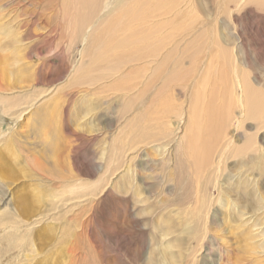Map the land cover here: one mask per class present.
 Segmentation results:
<instances>
[{"label":"rangeland","instance_id":"1","mask_svg":"<svg viewBox=\"0 0 264 264\" xmlns=\"http://www.w3.org/2000/svg\"><path fill=\"white\" fill-rule=\"evenodd\" d=\"M211 1L209 7L215 15L217 3L216 0ZM73 2L75 3L74 0H0V20H2L0 25L3 23V26L7 27L5 31L4 28L2 29V32L6 33L0 34V47L3 48V51L0 48V71L2 66L6 65L5 62L10 63V68L13 70L28 67L32 72L36 69L31 75L23 74L22 78L18 79L19 83L15 82L14 76L3 80L0 76V85L3 84L2 87L0 86V240L8 242L2 241L0 245L2 250L0 264H148L151 252L157 253L156 249L160 244L173 242L175 236L185 240L183 243L185 247L181 249L179 245L174 249L184 253L182 258L176 261L177 264H221L222 262L264 264V117L246 120V123L238 129L235 127L236 119L232 120L227 136L229 135L228 140L233 139V144L229 154L225 153L226 161L218 164L222 166L221 172L213 170L209 179L208 173H203V177L207 176L209 183L215 177L217 181H221V184L226 183L227 177L231 175L232 179L228 180L230 184L237 183L244 177L247 179L248 187L254 190L251 191V198L256 196L262 198L259 209H255L250 202H240L234 210L232 206L230 207V211H234L235 214L228 215L223 221L221 219L225 217L226 210L217 202L219 191L213 188L211 197L215 201L210 204L209 209H203V214L218 213L216 217L220 220L215 223L191 221L189 208L183 209L171 205L174 197L171 188L174 182H171L168 176H161L166 175L168 169L162 172L160 168V170L153 168L154 165L150 162L159 158L156 151L161 146L167 144L169 150H172V142L171 145L168 144L169 141L163 138L162 133L157 135L160 130L165 131L169 124H174L179 126L175 139L181 136L183 125L186 126L189 115L188 104L194 88L198 86L197 82L203 84V79L206 80L203 84V93L207 88L204 93L207 97L204 96L203 102L208 100L211 87L206 86V83L209 82L208 80H210L209 85L216 82L214 77L219 74L225 75L227 80L225 85L228 84L226 86L229 88L237 76L246 72L247 81L251 86L260 89L261 91H258H263L264 94V11L254 6H251L249 12L247 11L249 8L243 12V9L235 10L230 7L235 15L234 19L223 12L219 13L217 20L219 29H209L216 36H213L215 39L212 48L200 52L201 59L198 63H192L196 64L195 66L189 64L187 59L184 60L181 72H177L176 78H172V81L166 80V72L171 71L169 69L171 60L183 59L182 50L185 44L197 34L202 36L208 25L201 24L205 20L198 19L202 15L193 9L191 0H179L175 8L166 9L163 13L157 10L155 14L148 15L145 20L156 18L155 20L160 21V25L153 28L158 29L156 34L166 35L171 29L160 28L165 25L171 28L170 22H177L176 25H172L175 29L171 37L174 39L166 48L170 50V60L164 73L156 79L151 76L153 71L151 67L154 66L151 64L150 69L145 70L144 73H140L136 78L132 76L130 80L133 79L131 81L133 88L129 92H124L126 80H130L123 75L117 77L115 74H110L105 79L93 81L110 73L105 68L108 59L97 60L89 66L82 74L87 80L83 81L84 84L82 81H78L79 83L73 81L80 65L89 61V57L85 55L89 36L95 32V26H100L105 20L104 17H108L106 15L103 17V11H100L96 19L94 18V23L83 27L85 32L81 29H72L71 25L65 22L64 13L68 15L69 7L73 9ZM166 7L168 6H163ZM192 26L197 29H190ZM10 30L21 33L24 41L18 44L13 37H7L8 32L11 36ZM46 30L49 32L46 33ZM220 32L226 36V43L222 41ZM42 40H45V43ZM167 42L165 41L164 45H167ZM217 43L221 44V47L218 46L219 49ZM14 49L18 53L20 51L18 65L14 64ZM224 49H233L226 51L228 55L232 53V57L231 55L227 57ZM219 50L221 52L224 50L225 55L222 56ZM209 51L215 55H208ZM3 55L4 63H2ZM243 61L250 63L252 61V65L246 62L251 68L245 67ZM227 62L229 63L225 66ZM242 69L245 72H242ZM218 70H222L223 73ZM32 76H35L37 81L30 84L28 82ZM24 84L30 86L19 90L15 87ZM9 85L11 87H8ZM216 85V89L220 91V82ZM234 88V92L236 91L234 95L241 94L240 88L236 86ZM110 94L112 97L109 96ZM115 95L118 98H113ZM261 96L264 98V95ZM164 97L170 103V107L176 109L175 112H169L163 104L160 108L159 102ZM111 101L115 110L124 109L125 113L121 115L118 112L112 126H108L105 125L104 114L109 115L110 112H107L105 107ZM64 109L72 120H69V126H63L60 122L61 114L62 117L65 115ZM234 110H236L235 117L239 116L240 108L235 106ZM179 114L183 117L181 124L176 121V116ZM152 136L156 138L150 140ZM172 137L174 138V135ZM251 137L252 149L243 155V162L246 163L244 164L238 158L242 156H233L231 150L234 146L242 147ZM168 147L165 146L166 150ZM257 154L262 158L260 157V165L256 167L254 162ZM146 157L152 159L147 160ZM145 158L150 166L145 163ZM176 159V155L170 157L171 165ZM142 162L145 164V170ZM242 164L245 166L240 167ZM216 165L217 158L216 164H210V167L215 168ZM134 168H138V171L135 169L138 173L137 184L147 205L150 206L144 207L145 203L139 205V209L145 208V210L136 216L132 209L130 211L132 204L129 203L130 208L128 204L124 205L122 199L127 198L118 190V187L123 185L126 188L130 170ZM170 169L172 168H169L171 172ZM172 171H174L171 172L172 175L175 173L172 177L177 179L180 171L178 169L177 172L174 169ZM157 175L163 180L156 181ZM152 184H156V188L152 189ZM208 186L209 184L207 189ZM236 198L237 195L234 200H237ZM176 208L177 212L180 211L179 216L187 215L188 223L182 225L178 219L173 224L171 221L170 223L164 221L169 217L171 219L177 217L174 215ZM239 211L244 215L237 218ZM140 218L148 219V223L143 225ZM172 225L174 228H171ZM161 230H167L170 234L160 235ZM249 230L250 238L246 233ZM176 243L174 242V245ZM220 254H225L227 260L223 259V256L220 260Z\"/></svg>","mask_w":264,"mask_h":264},{"label":"bare ground","instance_id":"2","mask_svg":"<svg viewBox=\"0 0 264 264\" xmlns=\"http://www.w3.org/2000/svg\"><path fill=\"white\" fill-rule=\"evenodd\" d=\"M74 1H75V3L73 2V9L71 7H69L68 15L66 13H64L65 22L69 23L71 25L72 29L83 30V27L85 25L90 26L92 23H94L93 22L94 18L99 14L100 11L101 12L103 11V13H102L103 17L105 15L108 17L107 18L104 17L105 20L100 26H95L94 29H96V30L93 34H91L89 36L88 40L85 37L87 40L85 55H87L89 57V59H88L89 61H87L89 63L86 62L85 64L80 65L79 72H78L77 76H75L74 80L72 79L73 81H77V82L82 81V83H83V81H87L82 77V74L89 68V66L92 63H94L100 59H108L106 65H105V68L110 73L103 75L101 77H97V78L93 79V81L94 80L97 81V79H105V78L109 77L110 74H115L117 77L118 76L120 77L121 75H123L126 77V79L130 80V78L132 76L133 77L135 76V78H136L140 73H144L145 70L150 69V66H149L150 64L154 65L151 67V69H153V71H151V76L153 77V79H156L159 75L164 73V70L167 66V63L170 60V58H169L170 50H167L166 48L171 44V41L174 39V37H171V33L175 29L174 26L172 28V25H176L177 22L171 21L170 22L171 28H167V25L160 28V29H171L166 33V35L165 34H156V31L158 29H153V28L156 26H159L160 21L155 20L156 18L150 19V20L149 19L145 20V18L148 15L155 14L157 10H159V13H163L164 10H166V9L175 8L179 4V2H178L179 0H134V1H130V0H74ZM211 2H212L211 0H191V4H192L193 9H195L196 12H199L202 15L198 19L205 20L201 24L202 25H208V28H207V30H204L202 32L203 37L200 36V34L199 35L197 34L193 37L192 40H189L185 44V47L182 50V58L184 57L183 59H176V60L172 59L171 60L170 68L168 67L169 69H171V71L170 72L165 71L167 73L166 80L171 79V81H172V78H174L176 76L177 72H179V73L181 72V70H182L181 66L185 62L184 60L187 59L189 61L188 62L189 64H192L194 62L198 63V61L201 59V55H199L200 52L202 51V53H203L205 50H208L209 47H210V49L212 48V46L214 45V39H215L213 36H215V35H213L214 33L212 34V32L209 31V29H219L217 27V20H218L219 13L223 12L229 18L234 19L235 15H234V13H232L233 10L230 7H232L235 10L243 9V12H245V10L249 8V10H247L249 12L251 6H254L258 10L264 11V0H216L215 2L217 3V5H216L217 10L216 9L215 10L217 12L214 15V13L211 12V8L209 7ZM230 3H231V5L229 6ZM163 6H168V7L163 8ZM64 7H65V4H64ZM168 13H169V11L167 12V14ZM1 21L2 20H0V22ZM44 25H46V24H44ZM3 28H4V31H5V29H7V27L5 28L3 26V23H2V25H0V34L6 33L4 31L2 32ZM9 28H10V26H9ZM190 29H197V28L192 26ZM30 30H32V29H30ZM10 31H11V36L9 35L10 33L7 31L8 32L7 33L8 35H6L7 37H13L18 44L21 43L22 41H24V38H23L21 33H18L14 30H10ZM43 31H45V30H43ZM48 32L49 31H47L46 33H48ZM165 32H163V33H165ZM222 32H220L222 39H223L222 41L226 43V36ZM30 33L32 34V32H30ZM75 34H77V33H75ZM230 34H232V33H230ZM81 35H82V33H81ZM217 36H218V33H217ZM221 36H219V37H221ZM219 37H218V39H219ZM71 38H72V36H71ZM5 39H7V38H5ZM25 39H27V38L25 37ZM176 39H177V37H176ZM206 39H207V42H206ZM44 41H43V43H45ZM67 41L69 42V40H67ZM165 41H168L166 43L167 45H164ZM229 41H232V40L229 39ZM12 43H14V41ZM29 43H31V42L29 41ZM43 43H41V44H43ZM220 43L223 44L222 42H220ZM220 43L216 44L218 49H219V47H221ZM65 44H67V42ZM236 44H237V42H236ZM236 44H234V45H236ZM239 44H238V46H239ZM241 44L243 45V43H241ZM89 45H91V46H89ZM209 45H211V46H209ZM16 46H18V45H16ZM16 46H14V48H17ZM244 47H246V45ZM0 48L3 51V48L2 47H0ZM26 48H29V47L26 46ZM60 48H61V46H60ZM236 48H239V47H236ZM7 49H8V47H7ZM233 49H230V50H233ZM14 50H15L14 64L18 65L19 64L18 63L19 62L18 54H19V58H20V51L18 53L16 49H14ZM53 50H55V49H53ZM224 50H225V54L228 55L229 53H226V51L229 52L230 50H226V49H224ZM8 51H10V50L8 49ZM57 51H59V50H57ZM219 51H220L219 53L222 54V56L225 55L223 51H222L223 53L221 52V50H219ZM94 52H95V54H94ZM167 52H169V54ZM245 53H244V55L247 56V54H245ZM211 54L215 55L211 51H209L208 55H211ZM241 54H243V53H241ZM230 55L232 57V53ZM230 55H228L227 57H229ZM55 56H57V55H55ZM211 57H210V60H211ZM234 57H235V55H234ZM62 58H63V56H62ZM166 58H167V62H166ZM246 58L248 59V57H246ZM2 59H3L2 63H4L5 62V56L4 55H3ZM11 59H13V58H11ZM24 59H26V58H24ZM244 59L245 58L243 57L242 60H244ZM221 60L224 61L223 59H221ZM233 62H232V64H233ZM246 62H244V61L242 62L245 67H248L250 64L252 65V61H251V63H250V61H248L250 63V64H248V66H247ZM5 63H6V65L2 66V68H1L3 72L0 71V76L2 77V80H3V78L7 79L10 76H14L16 78L15 82L19 83L18 79H21L22 78L21 76L23 74L31 75L33 71L34 72L36 71V69H34V70L32 69L33 71L31 72V70H29L28 67L17 68L15 70H13L10 68L11 67L10 63L9 64H7L8 62H5ZM228 63L229 62H227V64H225V66L228 65ZM237 63H238V61H237ZM40 64H37V65L39 66ZM62 64H64V63L62 62ZM210 64H211V62H209V65ZM195 65L196 64H194L193 66H195ZM239 65H241V64H239ZM193 66L189 65V67H193ZM40 67H41V65H40ZM189 67H187V68H189ZM210 67H211V65H210ZM213 67H215V66H213ZM249 67L251 68V66H249ZM42 68H43V66H42ZM237 68H241V67L237 66ZM62 69H63V67H62ZM40 70H42V69H40ZM68 71H69V69H68ZM218 71H220V70H218ZM238 71H239V69H238ZM238 71H236V73H238ZM189 72L191 73V70ZM220 72H222V70ZM242 72H245V70L243 71V69H242ZM226 73H227V71H226ZM127 75H130V76H127ZM181 75H180V77H181ZM238 75H240V73H238ZM232 76L234 77V75H232ZM236 76H237V74H236ZM14 77H13V79H14ZM165 77H166V75H165ZM215 77H214V80L217 83L220 82V84H221L220 91H219V89H216L217 83L214 82V80L212 81V82H214L213 84L210 83L211 85H209L210 80H208L209 82H207L208 85L206 83V86H211L210 90H209L210 93H209L208 100L206 99L207 101H204V102H203L204 96L207 97L206 94H204L206 92L207 88L205 87L206 89H205V92L203 93V88H204L203 84L205 83L206 80L203 79V84H202V82H197L198 86H196L197 88H194L193 94L191 93L192 94L191 100L188 104L189 105L188 106L189 115H187L188 117H187L186 126L184 127V125H183V131H182V134L179 138L175 139V133L178 130L179 126L174 125V124H169V126L166 127L165 131L160 130V132L157 134L159 136L162 133L163 138H166V140L169 141L168 144H170V142H172V145L170 144L172 146V150L171 151L169 150V147L167 144L163 145L157 150L158 152L156 151V154L159 155L158 156L159 158L157 160H154L152 158H151L152 159L151 160L149 158L151 160L150 161L151 164L154 165L153 168L158 169V170L162 169V172H164L165 169H168L166 175L162 174L161 176L162 177L168 176L169 180L171 182H174L172 185V188H171V192L174 193V197L171 200V203H172L171 205H176L177 207H182L183 209L189 208L190 213H191L190 220L195 221L196 223H198L200 221H207L210 223H215L218 220H220V218L218 219L216 217V214H218V213H214L213 215H210L209 213L205 212L203 214V209H209L211 206L210 204H212L213 201H215L211 197L213 188H215L217 191H219L218 192L219 197H218L217 202L222 204V206L225 207V210H226V212L224 211L225 217L221 219L223 221L227 219L228 215H234L235 214L234 211L233 212L230 211V207L232 206V209L234 210L235 206H238L240 202H244V201L247 203L250 202L251 205L253 207H255V209L256 208L259 209L261 207V204H262V198L260 199L258 196L251 198V191H254V190L253 189L251 190V188L248 187L247 179H245L244 177L241 178L239 182H237V183L232 182L231 184L228 183V180L232 179V177H231L232 175L227 177L226 183H223V184H221L220 180L217 181V178L216 177L214 178V176H213L214 179L210 183L207 180V176L203 177V173H208V179H209V177L212 175L213 170H219L221 172L222 166L220 167V165H218V164L223 162V161H226L227 155L225 153L228 152V154H229V149L231 147V144H233L232 143L233 139L228 140L229 135L227 136V132H229L228 128L232 125V122H233L232 120L236 119L235 121H237V124L235 125V127L238 129L239 127H241V125L243 123H246L245 122L246 120H248V121L249 120H257V119L264 117V98L261 96V94L264 95L262 93L263 91L259 92L258 90H260V89L257 90V88L255 89L251 86V84L247 81L246 72L241 74L239 77L237 76L236 80L233 81V83H231L232 86L229 88H227V86H226L228 84L225 85L227 80H225L224 74H219V75H217L216 78ZM229 77H231V76H229ZM27 78H29V77H27ZM45 78H47V77H45ZM203 78H206V77H203ZM208 78L210 79V77H208ZM226 78H228V77H226ZM29 79L31 82L29 81L28 83H30V84H33L32 82L37 81L35 76H32V78H29ZM68 79H70V78H68ZM163 79H164V76H163ZM132 80H130V81L126 80L127 85L123 89L124 92H129L133 88V85L131 84ZM166 80H164V82H166ZM169 80L167 82H169ZM177 80H178V78H177ZM233 80H234V78H233ZM98 82H96V83H98ZM174 82H175V80H174ZM96 83H94V85ZM146 83H148V82H146ZM71 84L73 85V83H71ZM194 84H195V82H194ZM75 85H77L76 82H75ZM2 86H3V84H2ZM29 86L30 85H25V84H24V86L15 85V87L18 90L22 89V88L29 87ZM235 86L238 87V89L240 88L241 94L238 95L236 93L237 95H234V93L236 92V91L234 92ZM8 87H11V85H9ZM72 89H74V88H72ZM103 89H104V87H103ZM107 89L109 90L110 88H107ZM236 90H237V88H236ZM97 91H98V88H97ZM103 91H101V92H103ZM105 92H106V90H105ZM109 96H111V94ZM116 96L117 95H115L113 98H118ZM164 99L163 100L161 99V101L159 102L160 108L163 104V106L166 105L164 107H166L169 110V112H173L174 110H176V109H173L170 107V103H168V100L165 97H164ZM19 101H21V100H19ZM67 102L69 103V100ZM112 104H113V101L109 102V105L106 104L107 106L105 107L107 112H110L109 115L104 114V121L106 123L105 125H108V126H112L114 117H116L118 112L121 113V115H123L125 113L124 109L115 110V107ZM171 104H173V103H171ZM172 106H174V104ZM235 106L240 108V112L238 114L239 116H237V117H235L236 115L234 114L235 113L234 111H236V110H234ZM66 109H67V106H66ZM158 109H159V107H158ZM73 110L71 109V111H73ZM74 111H76V110H74ZM63 112L66 115L65 109L63 110ZM105 113H106V111H105ZM74 114H76V113H74ZM65 115L62 117V114H61L60 122H61V124H63V126L64 125L69 126V123L72 120L67 115L66 116ZM181 115L182 114H179L177 116L175 115L177 117L176 121L179 124H181V121L183 120V117ZM100 116H102V115H100ZM76 127H79V126H76ZM172 132H174V134ZM172 134L174 135V138L172 137L173 136ZM148 138H149V136H148ZM155 138H156L155 136H152L150 138V140H154ZM150 140H148V141H150ZM244 140H247V138L246 139L244 138ZM252 143L253 142H252V137H251L248 141H246V143L242 147H239L240 145L236 146L239 148H236L234 146V148L231 150V154L233 156H242V157H238V158H239V160H241V162H243V155L247 151L252 149ZM103 144H105V143H103ZM165 146L168 147L167 150H166ZM104 149H105V147H104ZM103 154H107V153L103 152ZM172 155H176L177 159L175 160L174 164L171 165L170 157ZM256 156H257L256 162H254L255 163L254 165H256V167H257L260 165L259 160H260L261 156L259 157L258 154ZM102 157L103 156H101V158ZM146 158H147V160H149L148 157H146ZM146 158H145V160H146ZM216 158H217V165L215 168H211L210 164L215 165L216 164ZM143 160H144V158H143ZM147 160L145 163L149 164L148 166H150V163H148ZM243 163L246 164L245 162H243ZM142 165H144V166H142L144 168L145 167L144 162H142ZM140 166H141V164H140ZM241 166H245V165L242 164V165H240V167ZM147 167H146V169H147ZM169 168H172V170L173 169L176 170V172L178 169L180 171V172L178 171L180 173V176L177 175L178 176L177 179L173 178L172 176L175 175V173L172 175L171 172H174V171H172L170 169L171 170V172H170ZM135 169L138 171V168H134V169L130 170L131 172H130V175L128 178V183L126 184L127 185L126 188L123 185V186L118 187V190L123 192V196H125V198L128 199V200L122 199L124 205L128 204V208H130L131 207L130 205L132 204L130 211L133 210V212H135V216H136L141 211L145 210V208L139 209V205H142L143 203H145L144 207L149 208L150 206L147 205L146 199L142 196L141 188L137 184L138 173ZM144 170H145V168H144ZM151 170H150V173H151ZM161 176L157 175L155 177L156 178L155 180L157 181L159 179L160 181H162L163 179ZM177 176H175V177H177ZM207 184H209L208 189H207ZM151 188L152 189L156 188V184H152ZM236 195H237L236 199L240 200L238 202H237V200H234ZM119 203H120V201H119ZM129 203H130V205H129ZM184 205H187V206H184ZM118 208H119V206H118ZM237 209H239V208H237ZM176 210H177V208L174 209V215L177 216L175 219L174 218L171 219L169 217V218L165 219L164 221H166V222L171 221L173 224L174 221H176L178 219V221L180 220V223L182 225L188 223V218L186 217L187 216L186 213H185L186 216H179L180 211L177 212ZM194 210L196 212H193ZM121 211H122V209H121ZM255 211H257V210H255ZM125 213H127V212H125ZM241 215H244V213L240 212L239 214H237V218H239ZM235 217H236V215H235ZM254 219H256V218H254ZM254 219H253V221H254ZM136 220H138V219H136ZM139 220H141L143 225L148 223V219L140 218ZM139 224H140V222H139ZM255 224H256V221H255ZM171 228H174V225H172ZM184 229L185 228H183V230ZM180 230H181V228H180ZM173 232L174 231H172V233ZM190 233H192V229H191ZM246 233H247V236L250 238V230H249V232L247 231ZM167 234H170V232H168L167 230H161V232H160V235L165 236ZM197 234H198V232H197ZM243 235H244V233H243ZM191 236H192V240H193V233L191 234ZM11 237H12V235H11ZM4 238H5V236H4ZM2 241L8 243L6 240H2ZM2 241L0 242V245H1ZM184 241L185 240L180 239V237L175 236V239H173V242L168 241L167 244L166 243L160 244L159 248L156 249L157 253H155L154 251L151 252V254H150L151 257H149L150 262H148V264H177L176 261L178 259L180 260V258H182L184 253L182 251L178 252L174 249H175V247H178L179 245H180L181 249L183 247H185L184 246L185 244H183V243H185ZM174 242H177L176 245H174ZM13 244L14 243H11V245H13ZM15 245H16V243H15ZM211 245H212V243H211ZM205 247H208V246H205ZM7 249H8V247H7ZM0 251H2V250L0 249ZM9 252H10V250H9ZM1 255L2 254H0V256ZM224 255L225 254H220V260L222 259V256H223V259H225ZM4 259H6V257ZM225 260H227V259H225ZM4 264H6V263H4ZM227 264H232V263H227Z\"/></svg>","mask_w":264,"mask_h":264}]
</instances>
